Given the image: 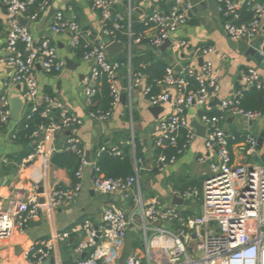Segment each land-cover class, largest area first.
Returning a JSON list of instances; mask_svg holds the SVG:
<instances>
[{"label": "built area", "instance_id": "1", "mask_svg": "<svg viewBox=\"0 0 264 264\" xmlns=\"http://www.w3.org/2000/svg\"><path fill=\"white\" fill-rule=\"evenodd\" d=\"M53 0H44L38 12L28 13V7L35 0H0V8L6 9L7 46L6 54L0 56V64L12 69L11 84L24 88L26 104H32V112L38 111V104H44L41 116L48 120L33 135L36 140L43 135L44 140L38 143L25 163H41L38 166L42 180L48 178L51 157L58 149L54 141L58 135L73 131L83 121L76 115L68 113L65 106L48 94L39 95V85L35 70L39 65L47 74H59L65 68V60L58 55L57 48L50 38L37 41L30 29L23 26L20 18L30 22L41 20L51 8ZM123 0H86L93 11L99 12L105 41L91 38L77 18H68L62 11H57L48 24L51 36L70 34V46L76 51L82 40L87 42L82 55L84 62L91 63L90 72L84 78L85 95L90 105L91 98L97 94L103 73L107 74L111 83L113 106L120 103L121 90L115 85V78L121 68L120 63L112 60L107 47L113 42L122 44L117 34L129 37V46L143 44V36H134L126 16L116 12ZM219 10L223 17L224 30L232 40H244L249 45L255 42L262 31L264 21V3L260 0H218ZM249 8L252 19L242 21V12ZM191 5L180 7L176 3L169 12L156 8L146 19L147 25L156 30V35L149 40V46L156 48L170 39L171 34L187 23ZM112 22V28L108 23ZM129 28V29H128ZM91 38V39H87ZM185 41H172L171 48L180 50L187 47ZM215 50L208 47L199 53L205 58ZM131 64V55L128 60ZM145 66H143L144 68ZM213 64L205 61L202 66L185 64L180 66L178 73L175 66H168L165 75L153 85L147 84V77L141 72L130 78L128 93L130 96L139 87L152 107L169 105L172 109L168 116L160 119L158 136L152 148L162 150L155 159L160 171L177 161L176 156L169 157L166 151L176 149L182 154L195 139L196 135L190 126L187 111L191 107L199 108L203 114L199 122L207 127L204 144L210 156L199 158L200 164H207L209 175L202 187L184 190L173 189L171 196L191 200L193 207H179L162 204L158 199H145L141 192L134 189L139 184V175L128 179L106 178L98 167V158L105 152L120 156L118 148H100L94 162L86 160V152L81 140L76 136L67 137L65 151L75 154L80 159L76 172L78 182L71 188H45L43 194L38 193L37 179L31 188L18 191L7 203H0V243L10 242L16 235H24L28 226L36 221L43 209L52 215L55 209L72 203L82 190L84 170L92 166L93 187L104 195L122 194L125 200L133 204L127 210L117 205L110 206L103 215V225L97 230L91 221L86 220L76 225L70 233L54 234L48 240L33 242L22 254L21 264H63L59 252L60 243H66L72 235L81 241L75 248L77 261L75 264H264V159L252 162L253 157H264L259 153L258 137L249 133L233 144L240 154L236 162L232 153L231 141L223 128L227 117H238L248 122H255L263 117L261 113L245 111L240 107L243 93L252 89H264L259 71L250 67L243 72L241 88L234 97L221 102V116H210L204 112L209 102L218 97V80L212 76ZM198 84L196 90L190 89V81ZM158 93H153V88ZM113 111V110H112ZM112 111L107 113H90V117L99 122L110 119ZM58 113V114H57ZM11 102L3 96L0 99V132L11 120ZM17 124V122H16ZM183 132H187L186 143L179 144ZM13 139L16 136L13 134ZM135 147V139L128 143ZM144 151H148L145 146ZM137 161V160H136ZM138 165V162H137ZM44 195V203L39 196ZM200 204V214H189ZM139 231L142 235V248L132 253L122 263L116 256L119 241L127 239L129 232ZM100 232V236H98ZM86 254L84 258L82 255Z\"/></svg>", "mask_w": 264, "mask_h": 264}, {"label": "crops", "instance_id": "2", "mask_svg": "<svg viewBox=\"0 0 264 264\" xmlns=\"http://www.w3.org/2000/svg\"><path fill=\"white\" fill-rule=\"evenodd\" d=\"M177 2L178 0H123L117 6L116 12L126 16L131 32L135 37L142 35L144 40H150L157 32L153 27L147 25L148 16L156 8L163 12H169ZM179 2L180 7L184 8L189 4L192 6L191 11L193 8H196V11H192L193 15L186 24L171 34L170 40L174 42L185 41L188 45L180 50L169 48L165 52L152 48L157 59L164 61L168 66H183L188 63L199 66V53L205 48L213 47L215 51L205 57L204 60L213 64L212 76L218 80L219 84L218 97L215 99L218 102H225L234 97L242 86L243 72L247 68H256L264 83V68L246 55L250 45L244 40L235 41L227 36L218 0H179ZM51 8L62 11L68 18L75 16L84 30L91 33L92 39L106 40L100 13L93 11L86 0H53ZM48 12L43 15L41 20L28 23L30 32L37 41L50 38L61 59L69 58L79 65L75 70H68L65 67L59 74H47L38 65L35 75L39 85V95L40 97L45 93L51 95L65 106L68 113L76 115L83 121L80 127L72 131V135L81 140L86 153H91L90 162L97 160V151L102 147L118 148L121 152L124 148L130 147V153L138 172L135 147L133 148L128 144L132 138L138 137L148 144L149 151L146 152L145 170L139 169V184L135 186V193L141 192L143 198L158 199L162 204L170 205L171 203L167 198L173 189L181 190L179 187L182 184L192 180L200 181L203 185L209 175V167L207 164H200L199 158L211 154L205 147L204 139L198 136L190 142L187 149L174 164L160 171L156 176H151L150 171L153 169L155 161L149 141L152 140L153 142L158 136L160 119L168 116L172 109L169 105L164 106L163 113L158 119H155L149 112L151 105L144 95L142 87L135 89L130 96L128 89L131 64L129 65L128 62L126 67L119 69L115 78V85L121 90V94L127 95L126 103L116 105L110 119L106 122H99L90 117L84 78L90 72L91 63L77 58L76 51L70 46L69 33L51 36L48 30L49 22L45 24ZM0 20L4 24V30L0 32V56H2L6 54L7 46L6 9L4 7L0 8ZM132 27H134V31H132ZM138 27H143L144 30L135 29ZM261 34L262 31L259 36ZM121 45L124 47V51L116 57L126 54L128 60L129 55L132 59L133 54L151 50L150 46L143 44H133L130 48L129 37L127 44ZM262 53L264 54V43ZM12 73L11 68L0 64V99L6 96L11 105L14 98L25 99L23 97L24 88L21 85L11 84ZM212 102L208 103L204 112L221 113V105H212ZM26 106L27 104L24 103L20 119L23 117ZM200 113L202 111L195 106L187 111L190 126L195 120L199 122ZM15 126L16 122H10L0 132V180H6L10 171H13L15 175L10 187H0V203L4 205L7 203V199L13 197L18 191H24L26 195L28 194L26 190L31 188L36 177V171L39 169L38 166H40L38 163H25L27 158L24 155L29 152L30 148L14 141L12 131ZM191 128L193 129L192 126ZM223 128L229 136L233 137H243L249 133L257 136L258 139L263 136L264 148V115L255 122H248L238 117H227L223 123ZM66 143L67 136L58 135L54 141V146L59 152H63ZM232 153L235 161L239 162L241 157L239 158L240 154L235 145L232 146ZM255 158L253 157V161ZM259 159L263 160L264 157H258V161ZM93 174L92 166L84 170L82 190L76 201L55 209L52 215L43 209L40 217L28 226L24 235H16L10 242L0 243V264H21L23 252L33 242L48 240L54 234L70 233L80 222L89 220L94 227L98 226L100 229L103 225L104 212L112 205H117L124 210L129 208V204L126 205L127 200L122 199L125 198L122 194L104 195L95 191L92 182ZM56 186L71 188L73 181L66 169L52 166L48 178L45 179V188L47 190ZM44 198V195L39 196V199L44 200ZM112 198H119V200L115 201ZM80 241L78 236L70 237L66 243H60L59 252L63 264L76 263L77 256L74 251ZM142 245L140 232L137 230L129 232L126 240L118 242L116 248L118 261L124 263L132 253L141 249ZM51 261L50 264H53Z\"/></svg>", "mask_w": 264, "mask_h": 264}, {"label": "trees", "instance_id": "3", "mask_svg": "<svg viewBox=\"0 0 264 264\" xmlns=\"http://www.w3.org/2000/svg\"><path fill=\"white\" fill-rule=\"evenodd\" d=\"M44 0H35V2L28 7V13L34 14L38 12L39 5ZM261 1V0H260ZM264 3V1H261ZM253 13L249 10V8H245L242 12V21L249 22L252 19ZM108 27L112 28V22L108 23ZM137 30H144L143 27L135 28ZM4 30V24L2 20H0V32ZM132 31H134V27H132ZM117 38L123 45H126L128 42V36L126 34H117ZM87 42L82 40L78 49H76L77 58L82 59V55L85 51V47ZM143 45L149 46V40H143ZM145 52H138L133 54L131 59V74L132 76L141 72L147 77V84L153 85L156 80H160L165 75L166 69L168 65L155 57V52L152 49ZM113 58V61L120 63L121 69L122 67H126L128 59L127 55H119L118 57ZM143 66H145L143 68ZM100 87L99 91L95 96L91 98V103L89 105L90 113H107L114 109L113 106V97H112V88L111 83L108 82L107 74L103 73L100 79ZM198 88V84L194 81H190L189 90ZM153 93H158V89L156 87L153 88ZM32 104H27L24 109L23 117L17 122L13 134L16 136L14 141L17 144H22L28 148H30L29 152H27L24 156L28 158L34 151L36 145H32L33 135L39 131V128L43 124H47L48 120L44 119L41 116V112L44 109V104H38V111L32 112ZM240 107L245 111L261 113L264 115V89L257 90L252 89L250 91H246L243 93V96L240 99ZM210 116H221L222 113L218 112H205ZM58 114V113H57ZM203 113H200V115ZM187 132H183L179 144L182 147L186 143ZM243 139L241 136L235 137L234 140L231 141V145L240 142ZM145 146H148L145 142H143L140 138H135V156L138 162V170L146 168V152L144 151ZM149 151V150H148ZM162 150H158L155 148L151 149V153L153 155V160L155 161L156 157L161 154ZM166 154L171 156L180 157L181 154H178L176 149H169L166 151ZM98 167L100 168L101 173L106 178L112 179H128L130 177H135L137 175V170L135 167V163L133 161L132 155L130 153V147L124 148L122 150V154L120 156H115L109 152L103 153L98 158ZM51 165L57 168L66 169L73 181V186L78 182L76 178V172L80 166V159L73 153L69 151L63 152H55L51 157ZM160 170L154 165L153 169L150 171L151 176H156L159 174ZM201 188L202 184L200 181L192 180L187 181L179 187L181 190L188 188ZM83 223V222H80ZM71 237H76L72 235Z\"/></svg>", "mask_w": 264, "mask_h": 264}, {"label": "water", "instance_id": "4", "mask_svg": "<svg viewBox=\"0 0 264 264\" xmlns=\"http://www.w3.org/2000/svg\"><path fill=\"white\" fill-rule=\"evenodd\" d=\"M186 1V0H184ZM192 11H196V8H193ZM192 11H190L189 13V18L192 17L193 13ZM57 13V10L55 8H51L45 18V24H48V22L50 21V19L52 18V16L54 14ZM20 22L23 26H27L28 25V21L24 18H20ZM264 43V24L262 26V34L258 37V39L253 42L250 47L247 50V57L251 60H254L257 64H259L261 67L264 68V54L262 53V45ZM172 45V41L170 39L166 40L164 42L163 45L154 48L157 51L160 52H165L167 49L171 48ZM107 50L110 54L111 57H116L119 53L124 51V47L117 43V42H113L111 44H109V46L107 47ZM204 63V59L200 58L199 59V66H202ZM79 64L75 63L73 60L69 59V58H65V67L68 70H75L78 67ZM180 69V66L177 65L175 66V72L178 73ZM127 101V95L126 94H121V98H120V103L125 104ZM24 103H27L26 99H21V98H14L12 101V105H11V115H10V120L11 122H19L20 120V113L22 111V107L24 105ZM222 105L221 102H218V100H214L212 102V105ZM164 108L162 106H157V107H150L149 108V112L153 115V117L155 119H158L160 114L163 113ZM191 126L193 127V129L195 130L196 136L205 139L206 135H207V127L202 125L200 122H198L197 120L193 121L191 123ZM64 136L70 137L72 136V132L71 131H66L64 133ZM44 140V136L41 135L39 136L36 140L33 141V145H37L38 143L42 142ZM149 146L152 148L153 146V142L152 140L149 141ZM258 150L259 153H264V148H263V136L259 137L258 139ZM86 160L88 162L91 161V153L87 152L86 153ZM255 161H258V156H256ZM39 165L41 166V163H39ZM15 178L14 172L10 171L9 176L6 178V180H0V187L1 186H8L10 187L11 183L13 182ZM36 179H37V186H38V193L43 194L45 191V183L42 180V176H41V171L40 169H38L36 171ZM115 201H118L119 198H112ZM124 199V198H122ZM167 200L174 206L177 207H193L194 203L191 200H184L182 198L179 197H175V196H171L169 195ZM40 202L43 203L44 200L40 199ZM95 229H99L98 226H95ZM100 232H98V236H100ZM86 256V254L82 255V258H84ZM53 262V260L51 261ZM46 264H50V262H46Z\"/></svg>", "mask_w": 264, "mask_h": 264}, {"label": "rangeland", "instance_id": "5", "mask_svg": "<svg viewBox=\"0 0 264 264\" xmlns=\"http://www.w3.org/2000/svg\"><path fill=\"white\" fill-rule=\"evenodd\" d=\"M252 162H253V159H252ZM255 162H257V161H255ZM145 199H147V198H145ZM128 204H129V206L131 205V204H133V202H132V200H128L127 201V206H128ZM198 207L196 208V209H192V210H190L189 211V214H200L201 213V211H200V204L198 203ZM183 209V207H179L178 208V210H182Z\"/></svg>", "mask_w": 264, "mask_h": 264}]
</instances>
